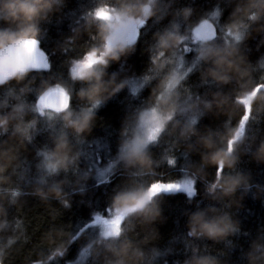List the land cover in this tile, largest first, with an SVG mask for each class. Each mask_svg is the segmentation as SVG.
Instances as JSON below:
<instances>
[{
	"label": "trees",
	"instance_id": "trees-1",
	"mask_svg": "<svg viewBox=\"0 0 264 264\" xmlns=\"http://www.w3.org/2000/svg\"><path fill=\"white\" fill-rule=\"evenodd\" d=\"M105 4L118 6L119 0H64L40 22L39 47L46 53L50 68L32 70L22 81L0 84V114H11L17 105L24 106L22 119H13L8 130L0 132V166L4 167L0 176L6 177L0 181V264H75L84 250L86 258L79 264H115L117 257L97 243L100 226L93 225L98 218L103 223L109 221L115 213L111 207L114 193L135 184H167L185 178L194 180L196 194L191 202L183 190L162 192L158 197L159 219L147 223L141 217H119L117 244L127 240L130 256L142 253L128 264H185L194 253L214 255L221 264H252L250 254L254 253L262 258L256 264H264V160L256 155L264 142V90L257 89L251 96L255 88L264 86V15L251 20L244 11L249 0H158L156 15L138 25L133 51L113 61L107 70L117 73L118 81L128 83L97 110L91 131L78 136L59 118L42 115L37 104L45 83H63L72 88L73 109L86 105L77 95L82 85L71 81L69 67L73 59L98 43L89 17ZM185 8L191 9L187 17L183 15ZM205 20L217 28L210 43H230L237 49L233 59L240 71L229 72L227 83L206 75L210 64L200 60L195 50L198 41L193 32ZM237 22L246 25L239 40L229 31ZM173 24H179L189 40L175 52H165L162 59L166 62L159 67L152 62L156 34ZM16 27L0 17V28ZM177 67L181 71L187 68L177 89L179 107L149 147L153 168H126L118 163L113 171L101 175L116 158L123 129L158 93L162 78ZM205 101L211 108L205 107ZM176 121L179 126L173 128ZM193 121L197 135L184 139L180 128ZM18 123L32 125L30 139L15 132ZM61 134L67 135L77 159L67 171L48 176L40 166L41 153L54 148ZM208 136L214 143L212 149L199 142L200 137ZM230 136L236 141V159L234 166L225 167L221 174L245 176L248 189L241 186L234 195L214 200L206 189L216 179L218 169L204 164L202 154L226 148ZM84 173H90L86 180L81 179ZM42 179L46 183L42 184ZM56 183H61L68 206L54 194L47 198L38 194L37 189L48 191ZM208 207L229 214L238 231L221 240L190 236L187 213ZM57 249L62 254H54Z\"/></svg>",
	"mask_w": 264,
	"mask_h": 264
},
{
	"label": "clouds",
	"instance_id": "clouds-1",
	"mask_svg": "<svg viewBox=\"0 0 264 264\" xmlns=\"http://www.w3.org/2000/svg\"><path fill=\"white\" fill-rule=\"evenodd\" d=\"M64 0H0V17L16 23L15 29L0 28V84L15 79L22 81L27 74L39 68L48 69L50 64L46 53L39 47L42 31L40 22L47 18L49 13L59 9ZM158 0H119L118 6L103 5L90 13L89 23L96 29L98 43L93 45L80 58L73 59L69 67V77L73 82L81 83L77 95L86 105L78 111L70 106L72 88L63 83H45L42 88L37 110L49 119L59 118L64 127L72 129L78 136L89 133L93 127L97 110L111 96L121 91L126 80L117 79V73H108V68L113 61H119L122 56L133 51L137 43L136 29L147 19L156 15ZM255 8L256 11H251ZM237 11H240L238 8ZM244 11L251 20H257L264 15V0H249L248 7ZM191 14V9L185 8V17ZM243 23H234L229 26L237 40L244 35ZM156 54L152 57L154 65L163 67L166 62L162 58L165 52H175L189 36L180 31L179 24H173L170 29L156 34ZM193 39L198 41V58L210 66L206 75L227 83L231 79L229 72L240 71L239 65L233 59L236 55L234 44L226 43L217 46L209 42L208 37L202 32H193ZM182 63V58H181ZM186 73L179 67L169 71L161 80L158 93L144 107L138 109L130 126L122 131V139L118 149L116 162L122 163L126 168L138 167L143 170H151L154 161L149 152V147L154 143L158 135L163 132L173 120L178 110V86L185 79ZM27 89H22L26 91ZM133 95L136 91L133 90ZM205 107L211 108V103L205 101ZM24 106L17 105L11 114H0V132H6L13 119L21 120ZM194 121L184 124L180 128V135L188 139L197 135ZM179 126V121L173 124V128ZM32 125L18 123L15 132L26 139H30ZM232 135H235L233 133ZM226 148H215L213 151L202 154L204 164L215 165L218 169L216 179L207 185V194L214 200L234 195L241 186L248 189V181L245 176L221 174L227 167L232 168L236 157L234 147L236 141L230 136ZM199 142L204 147L212 149L214 143L211 136L200 137ZM43 159L41 168L46 175L59 174L72 167L77 156L72 153V146L66 134H61L55 140L54 148L42 151ZM257 158L264 160V142L261 143ZM115 167V162L111 164ZM111 167L102 171L101 175L111 171ZM4 167L0 166V173ZM90 173H84L81 179H87ZM6 177L0 176V181ZM41 183H46L44 179ZM62 183V182H61ZM61 183L53 184L48 191L37 189L38 194L47 198L54 194L62 199L65 206L68 201L62 198ZM194 180L185 178L181 181L156 182L153 184H135L124 187L112 196L111 207L118 217H141L144 222L151 223L161 216V207L158 197L162 192H175L183 190L189 197V202L195 196L193 189ZM2 211V209H0ZM188 215V234L193 237H207L211 240H221L238 231L236 222L227 213L221 212L215 207L197 208ZM122 231V230H121ZM118 232H112L107 227L100 234L97 243L103 244L107 251L117 257L115 264H128L129 260L138 259L142 253L133 252L127 240L117 244ZM256 247H260L257 245ZM54 254H62L57 249ZM252 264H256L261 257L250 254ZM185 264H221L218 257L211 254H196L189 257Z\"/></svg>",
	"mask_w": 264,
	"mask_h": 264
},
{
	"label": "rangeland",
	"instance_id": "rangeland-1",
	"mask_svg": "<svg viewBox=\"0 0 264 264\" xmlns=\"http://www.w3.org/2000/svg\"><path fill=\"white\" fill-rule=\"evenodd\" d=\"M200 47V44L198 42V48ZM197 47L195 48L198 49ZM187 68L183 70V72H186ZM117 157V155H116ZM115 162V167H111V164ZM119 162H116V158L113 159V161L110 163L109 167H111V171H113ZM107 168V169H108ZM108 171V172H111ZM168 184V183H167ZM101 217V216H99ZM109 221H105L104 223L102 222L101 218H98V220L94 221L93 225L95 226H100V232H102L104 230L105 227H107L109 230H111L112 232H117V222L119 220V217L114 213L109 219ZM92 225V224H91ZM86 251L84 250L83 252H81V254L79 255V257L75 260V264H79L82 262V260H84L86 258Z\"/></svg>",
	"mask_w": 264,
	"mask_h": 264
},
{
	"label": "water",
	"instance_id": "water-1",
	"mask_svg": "<svg viewBox=\"0 0 264 264\" xmlns=\"http://www.w3.org/2000/svg\"><path fill=\"white\" fill-rule=\"evenodd\" d=\"M198 31L204 33L208 37L209 40L213 39L216 36V27L210 21H204V22H202L199 25V27H198ZM257 89L264 90V86L260 85L257 88H255L254 91H253V93L251 94V96L254 95V93L257 91Z\"/></svg>",
	"mask_w": 264,
	"mask_h": 264
},
{
	"label": "bare ground",
	"instance_id": "bare-ground-1",
	"mask_svg": "<svg viewBox=\"0 0 264 264\" xmlns=\"http://www.w3.org/2000/svg\"><path fill=\"white\" fill-rule=\"evenodd\" d=\"M216 35H217V33H216ZM215 37H216V36H215ZM215 37H214V38H215ZM214 38H213V39H214Z\"/></svg>",
	"mask_w": 264,
	"mask_h": 264
}]
</instances>
